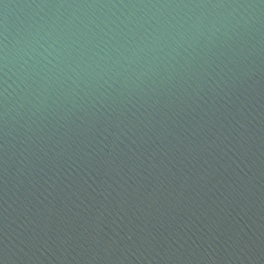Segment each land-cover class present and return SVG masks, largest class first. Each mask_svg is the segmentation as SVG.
Instances as JSON below:
<instances>
[{"label": "water", "instance_id": "water-1", "mask_svg": "<svg viewBox=\"0 0 264 264\" xmlns=\"http://www.w3.org/2000/svg\"><path fill=\"white\" fill-rule=\"evenodd\" d=\"M264 150V0H0V264H165Z\"/></svg>", "mask_w": 264, "mask_h": 264}]
</instances>
